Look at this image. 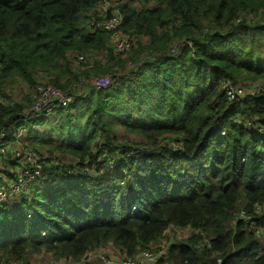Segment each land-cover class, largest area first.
<instances>
[{
    "label": "trees",
    "instance_id": "obj_1",
    "mask_svg": "<svg viewBox=\"0 0 264 264\" xmlns=\"http://www.w3.org/2000/svg\"><path fill=\"white\" fill-rule=\"evenodd\" d=\"M101 1L0 0V128L30 100L9 103L6 84L68 91L71 101L30 121L25 140L97 169L43 168L1 208L0 264L40 250L75 260L107 243L131 256L171 227L192 232L156 264H264V241L230 222L264 204V0H123L120 31L132 40L124 57L88 25ZM70 54L83 56L81 70ZM88 72L116 82L77 85ZM226 79L263 88L228 103ZM119 131L141 137L140 146L118 144ZM159 137L182 149L158 146ZM0 165L13 171L17 161Z\"/></svg>",
    "mask_w": 264,
    "mask_h": 264
},
{
    "label": "built area",
    "instance_id": "obj_2",
    "mask_svg": "<svg viewBox=\"0 0 264 264\" xmlns=\"http://www.w3.org/2000/svg\"><path fill=\"white\" fill-rule=\"evenodd\" d=\"M119 1L122 2L123 0ZM122 21V14L116 7V4H112L110 0L101 1L87 20L90 27L105 32L108 35V47L115 54L124 57L132 46V40L129 35L120 31ZM116 33L121 34L118 39L113 38ZM178 45V42L173 43L165 49L166 53L171 55L176 54ZM84 60L83 56L74 54V59L71 62L75 69L81 70L80 65ZM100 61H104V55ZM130 64L126 63L125 68H131L132 66ZM115 82L116 77H114V74H110V72H107V74L88 72L86 76H80L77 85H88L95 90H101ZM236 84L228 79L220 83V88L228 103H237L246 95H258L263 88L262 83L255 81H245L240 83V85ZM33 90L27 93L30 100L24 104L20 113L0 128V164L8 156L17 161V165L11 171L13 172L12 177L8 178L0 171V209L10 201L17 200L26 195L29 191L30 183L40 176L44 167L68 165L66 172L74 176L83 173L90 174V172L97 170H94V166L88 167L85 165V162L83 165H80L75 159L63 156L60 153L48 152L32 147L25 141L26 138L24 139V135L27 133L28 128L33 127L30 121L49 117L58 106L67 105L72 98L68 91H62L51 86L36 85ZM8 99H10V103L16 97L10 96ZM247 124L253 126L252 121H247ZM159 138L158 146L160 147L171 151L182 149V144L179 141L168 137ZM99 172H102V169ZM261 215H264V204H254L249 213L243 209H238V211L233 213V217H235L234 221H239L246 231L252 233V235L259 239H261L260 237L264 238V225L259 219ZM191 232L188 228V233ZM173 243L175 242H169L165 246H157L152 250H149V248L140 249L132 257H109L107 255L97 257L100 264H156L159 259L164 257L167 246ZM180 243L178 242L177 244ZM205 243H207V240L203 237V240L199 244L203 246ZM196 247L198 246L196 245ZM217 262L219 263L220 261L217 260Z\"/></svg>",
    "mask_w": 264,
    "mask_h": 264
},
{
    "label": "rangeland",
    "instance_id": "obj_3",
    "mask_svg": "<svg viewBox=\"0 0 264 264\" xmlns=\"http://www.w3.org/2000/svg\"><path fill=\"white\" fill-rule=\"evenodd\" d=\"M110 2L112 4H119L120 1L119 0H110ZM121 36V34L116 33L115 36L113 37L114 39H118ZM70 59L71 61L74 59V54H70ZM74 72V71H73ZM76 73V72H75ZM247 81H255V82H262V81H258V80H245ZM245 81L242 82H235L237 83L236 85H240V83H243ZM7 86V87H6ZM5 88L7 91H12L13 93H6L7 96L10 95H14L16 98H23L25 96H27V93H20L22 91H25L24 89H20L18 87V85H16L15 83H11L9 85H5ZM18 89V90H17ZM17 90V92H16ZM16 92V93H14ZM53 114V113H52ZM52 114L49 116L51 117ZM15 134V133H13ZM25 135H24V139H25ZM116 140L117 143L119 144V142L124 143V140H127L130 142V146L132 147H138L141 144L142 138L141 137H135L134 135H124L122 137V132L119 131V133L116 135ZM26 141V140H25ZM10 168V172L12 171V168ZM44 168H48V167H44ZM4 167H2L0 165V171L4 172ZM96 171H92L90 172V174H93ZM235 219V217H233L230 222L233 223V220ZM190 233H188V228L185 227H174L171 229H168L166 231L163 232L162 237L160 238V240L151 245L149 247V250L154 249L157 246H165L167 243L169 242H181L183 243L187 237L189 236ZM262 241H264V238L260 237ZM137 254L134 253L131 256H126L122 253H120L117 249H115L111 243H107L106 245L100 247V248H95V249H91L89 251H86L84 254H82L81 256H79L78 259H70V258H65V257H56L53 253H49L46 252L44 250H40L38 252H30V251H26L24 253V256L22 259L20 260H6L4 262H1V264H100L99 259L97 256H109V257H132L135 256Z\"/></svg>",
    "mask_w": 264,
    "mask_h": 264
},
{
    "label": "crops",
    "instance_id": "obj_4",
    "mask_svg": "<svg viewBox=\"0 0 264 264\" xmlns=\"http://www.w3.org/2000/svg\"><path fill=\"white\" fill-rule=\"evenodd\" d=\"M20 89H24V87H22L21 85L20 86H18ZM18 90V89H17ZM4 172H2L5 176H6V173H5V170H8V171H10V168L8 167V166H5L4 167ZM7 177V176H6Z\"/></svg>",
    "mask_w": 264,
    "mask_h": 264
}]
</instances>
